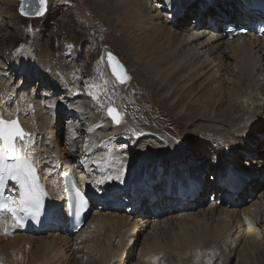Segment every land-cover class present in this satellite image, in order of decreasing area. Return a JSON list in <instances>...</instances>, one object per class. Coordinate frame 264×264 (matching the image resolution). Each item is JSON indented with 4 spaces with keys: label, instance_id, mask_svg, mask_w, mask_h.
Segmentation results:
<instances>
[{
    "label": "bare ground",
    "instance_id": "obj_1",
    "mask_svg": "<svg viewBox=\"0 0 264 264\" xmlns=\"http://www.w3.org/2000/svg\"><path fill=\"white\" fill-rule=\"evenodd\" d=\"M61 1V5L66 2ZM135 1L132 6L139 14L136 10L128 13L127 6L121 9L118 0H107L103 22L107 26L116 22L118 8L125 9L118 49L127 55L130 71L133 65L136 67L132 74L138 84L158 93V100L167 102L176 116L186 119L189 148L182 153L174 141L163 143L147 136L126 150L103 143L100 132L104 137L122 140V126H115L109 118H98L90 96L83 94L76 101H68L72 95L68 82L67 101L59 98L56 85L51 86L54 89L45 100L35 84L57 81L47 80L45 59H35L30 64L28 59L24 62L21 55L17 56L13 62L16 72L0 81V117L17 119L29 134L24 142L17 138L19 154L37 164L41 179L57 197L62 189V173L75 166L69 156L79 158L75 175L95 198L93 211L74 236L64 234L65 221L34 234L0 215V264H75L76 260L79 264H129L133 256L136 264H168L166 260L170 264H264V198L261 202L258 196L249 205H238L239 199L256 196L264 188V42L251 33L228 40L221 29L223 24L252 20L253 10L247 11L242 0ZM95 2L103 5L101 0ZM193 16L196 20L190 19ZM132 23L138 24L137 29L132 28ZM140 33L148 45L141 39L129 40ZM143 61L144 65L137 68ZM125 69L130 75L126 66ZM15 75L21 77L11 84ZM33 78L36 81L30 90L27 82ZM131 80L130 76V82L121 86L129 88ZM102 88H107L105 82ZM232 112L238 117L226 119ZM61 114L77 119L74 124L65 123L62 130L67 133L62 142L66 150L59 149L56 142ZM83 124L94 129L99 125L100 138L87 132L77 156L78 145L74 148L72 143L78 138L74 129L84 131ZM160 131L164 134L166 130L157 132ZM191 155L197 159H190ZM123 167L128 169L124 183L96 186V180L115 175ZM233 170L239 172L235 174L240 177V185L229 194L225 177ZM208 173L210 182L203 178ZM15 189V184L8 187L14 199ZM192 190L195 195L190 199ZM209 195L215 203L206 212L199 207ZM227 196L229 201L224 199ZM101 198L103 201H97ZM116 202L126 204L125 208H119ZM59 216L66 217L61 204L55 222ZM234 223L242 227L234 230ZM143 231L146 234L135 254Z\"/></svg>",
    "mask_w": 264,
    "mask_h": 264
},
{
    "label": "rangeland",
    "instance_id": "obj_2",
    "mask_svg": "<svg viewBox=\"0 0 264 264\" xmlns=\"http://www.w3.org/2000/svg\"><path fill=\"white\" fill-rule=\"evenodd\" d=\"M95 1L97 0H66L68 3L65 2L61 5V0H48V9L44 16L24 17L18 13L19 0H0V81L3 82L8 79L13 72H16L13 62L16 60L15 58L17 56L21 55L24 62L28 59L30 64H32L35 59L44 58L46 62L47 80H57L56 83L45 85L40 84L42 81H39L35 84L36 78H33L30 82H27L28 89L31 90L29 87L35 84L37 87V93H42L44 99L48 100L49 98H46V95H50L49 93H51L54 89V87L52 88L51 86L56 85L59 86H55L58 88L57 95L59 98L67 101L65 98V95L67 94L65 83L67 84L68 82L70 83L67 84L68 89L70 86L71 90H69L72 94L70 98H68V101H76V99L83 94L88 98L90 96L92 98V100L90 98V102H94V113L97 114L98 118H109L106 114L105 107L107 108L108 106H113L118 110L121 118V122L118 125L123 128L119 133V136H122V140L116 141L114 139L116 137L113 136L104 137V132H100L103 143H108L118 149L126 150L132 148L141 137L147 136L149 139L161 140L163 143L170 140L171 142L174 141L183 153L187 148H189V144L187 143L185 137V132L187 130L186 119L176 116L173 107L168 105L167 102H164V100H158V93L149 90L146 85L142 86L138 84L137 79H134L132 74V71L134 73L136 67L133 65V69L131 68L132 71H130V68L127 66V55L122 52V50L118 49L119 45L117 37L121 35L119 25L125 17L123 13L125 9L120 10V8L123 9L124 6H127L130 9L128 13L131 12L134 14V11L136 10L139 14L138 10L132 6V3L136 1L118 0V7H120L118 8L119 18L116 22L112 21L109 23V27L105 22H103L107 0H101L103 4L101 6H99V2ZM158 1L159 0H156V2ZM4 2H8L10 5H6ZM3 10L7 12H4ZM163 11L164 9L161 10V12ZM5 13H11L13 15L9 17ZM190 19L196 20L194 19V16L190 17ZM132 25V28L135 27L137 29V23H135V25L132 23ZM174 38L175 36H173L172 40L175 41ZM139 39H141L144 43L146 42L145 35L141 33L139 37L129 40L138 42ZM148 43L146 42L145 44L148 45ZM104 48L114 53L130 72L133 84L129 88L118 85L111 76L108 66L104 60ZM142 65H144V61L138 65L137 68ZM192 70H194V68ZM20 77L21 75H18L17 77L16 75L13 76L11 84H13L14 81L16 82ZM104 82L107 87L105 90L102 88ZM47 90L48 92H46ZM98 101H100V103L96 104ZM92 113L93 112L89 113L88 116ZM231 114L232 115L226 119H232L233 116L234 119L238 117L236 113L232 112ZM257 116H259V114H257L256 117ZM263 119L264 118H262V120ZM60 120V124L62 126L59 132L55 133L57 137L56 142L59 145V149L64 148L66 150V144L64 143L62 145V142L65 141L67 133L65 134L62 130L66 127L65 123L74 124L77 122V119L75 117L73 118V116L69 117L61 114ZM262 120L259 121L262 122ZM111 122L114 123L112 120ZM118 125L115 124V126ZM125 125L128 126L126 127ZM83 128L85 130L82 132H78L74 129L76 134H78V138L74 140L75 142H72L74 145H71H73L74 148L78 145V151L76 153L77 156L78 154L80 155V147L83 146V143L85 144L86 137L84 138V136L87 132L96 133V137L100 138L99 135H97L100 129L99 125L94 129L90 125L84 126L83 124ZM161 128L166 130L164 134L161 133V131L157 132L158 130H161ZM149 129H151V131ZM65 130L67 132V128ZM191 158L197 159L195 155H191L190 159ZM69 159L73 161L72 165H75L72 168L78 173V167H80L78 166L79 158L75 159V156L70 155ZM76 163H78V165ZM194 171L200 174V171ZM210 177V173L206 174L203 177L204 181L208 180L210 182ZM262 192H264V188L261 192H257L256 196L248 197V202H246L247 199L245 200L244 198V204H251L253 202L252 200L258 196L259 200L262 202L264 198V195L261 194ZM194 195L195 193L192 194V196ZM209 196L207 198V202L203 203V205L199 207L204 209L206 212L210 209V206L212 205L211 203H215L213 200L214 198ZM116 204H118L120 206L118 207L122 209L125 208H123V206H126V204L120 205L118 202H116ZM166 204L171 206L169 201H167ZM165 206L166 205H163L162 207ZM239 207H242V205ZM112 208L116 209L117 206L112 205ZM166 208L168 207H165V209ZM199 208L194 211H197ZM152 211L157 214L155 207L152 208ZM107 212L108 211L105 213ZM233 227L234 230L236 228L239 229L242 227V224L236 225V223H234ZM89 230H92V227H89ZM145 234L146 231H143V235L139 238L140 240L135 247V254L137 253ZM79 252L80 251H78V253ZM212 253L213 252H210L211 256ZM82 255V253L79 254L78 258H81ZM90 258H92V256L88 257V260ZM130 262L131 263L129 264H136L135 256H133ZM167 262L168 264L171 263L166 260V263ZM75 264H79V261L76 260Z\"/></svg>",
    "mask_w": 264,
    "mask_h": 264
},
{
    "label": "snow or ice",
    "instance_id": "obj_3",
    "mask_svg": "<svg viewBox=\"0 0 264 264\" xmlns=\"http://www.w3.org/2000/svg\"><path fill=\"white\" fill-rule=\"evenodd\" d=\"M38 7L33 13L36 16H41L46 11L47 0H37ZM21 14L28 15L24 7L20 9ZM232 31V29H228ZM109 61H114L116 58L109 53ZM123 65L112 64V71L116 75L120 83H125L127 77L126 71L122 72ZM108 116L115 123L120 124L121 118L118 110L113 107L108 108ZM29 134L24 131L17 119L5 120L0 117V184L4 181V176L7 175L12 181H19L20 185L24 188L21 193V208L27 212L31 208H36L38 211L41 209V196L42 190H40L35 183L33 165L29 162V159L25 155L19 154V149L16 144L17 138L21 142L25 141V137ZM27 145L25 144V147ZM128 174V169L123 167L115 175H106L101 179L95 181L97 187H100L109 182L124 183ZM76 196H80L79 190L76 191ZM7 211L13 214L16 226H21V221L16 219V211L8 205H3Z\"/></svg>",
    "mask_w": 264,
    "mask_h": 264
},
{
    "label": "water",
    "instance_id": "obj_4",
    "mask_svg": "<svg viewBox=\"0 0 264 264\" xmlns=\"http://www.w3.org/2000/svg\"><path fill=\"white\" fill-rule=\"evenodd\" d=\"M21 7H24L25 11L28 12V15L25 16H31V17H40V16H36L33 13L35 12V10H37L38 7V3L37 0H20V4L18 7V11L19 13H21L20 9ZM46 10H47V4H46ZM46 12V11H45ZM23 15V14H22ZM42 16V15H41ZM104 59L109 67L110 73L111 75L115 78V80L120 84V85H127L128 82H130V79H126L125 83H120V81L117 79L116 75L113 73L112 71V64H117V67L119 69V65H123V63L119 60V58L112 53L111 51H109L108 49L104 48ZM111 53L116 60L114 61H109L108 59V54ZM122 72L126 71L125 66L123 65V69L121 70ZM127 77H130V75L128 74V72H126ZM129 75V76H128ZM132 81V80H131ZM108 113V112H107Z\"/></svg>",
    "mask_w": 264,
    "mask_h": 264
}]
</instances>
